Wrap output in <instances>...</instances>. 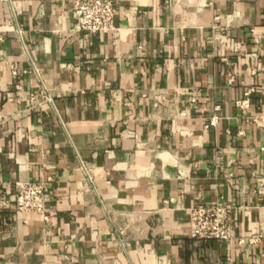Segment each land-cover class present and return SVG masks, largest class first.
I'll list each match as a JSON object with an SVG mask.
<instances>
[{"label":"crops","instance_id":"crops-1","mask_svg":"<svg viewBox=\"0 0 264 264\" xmlns=\"http://www.w3.org/2000/svg\"><path fill=\"white\" fill-rule=\"evenodd\" d=\"M113 2L86 37L72 0H0V264H264V129L235 105L254 88L264 116V0ZM16 181L46 186L47 230ZM215 201L231 243L190 236Z\"/></svg>","mask_w":264,"mask_h":264},{"label":"built area","instance_id":"built-area-1","mask_svg":"<svg viewBox=\"0 0 264 264\" xmlns=\"http://www.w3.org/2000/svg\"><path fill=\"white\" fill-rule=\"evenodd\" d=\"M114 2L113 0H72L71 18L73 31L82 33L86 37L94 36L114 28ZM17 33L20 35L19 28ZM21 36V35H20ZM217 55L219 52H216ZM227 83L232 84L234 78L227 75ZM256 92L254 88H247L241 99L235 102L242 111L246 122H252L257 127L264 129V116L249 115L251 97ZM37 105L48 103L53 105L52 99L43 91L36 101ZM6 118L0 113V127ZM216 118H212L205 128L214 126ZM83 167L87 182L92 183V170ZM259 185L264 184L262 176H256ZM47 189L43 182L16 181L14 185V205L17 214L34 213L41 216L44 229L47 230L51 223L46 200ZM232 207L229 204L215 201L209 206L197 205L189 209L190 236L198 241L214 240L221 243H231L235 240L232 227ZM255 241L261 236L253 237ZM251 239V240H253ZM239 242H242L239 239Z\"/></svg>","mask_w":264,"mask_h":264}]
</instances>
